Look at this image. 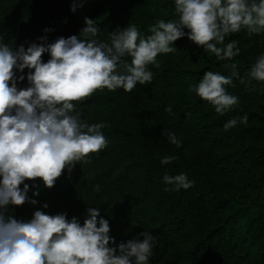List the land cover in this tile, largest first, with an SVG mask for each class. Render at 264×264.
Masks as SVG:
<instances>
[{"label": "trees", "instance_id": "trees-1", "mask_svg": "<svg viewBox=\"0 0 264 264\" xmlns=\"http://www.w3.org/2000/svg\"><path fill=\"white\" fill-rule=\"evenodd\" d=\"M74 2L82 6L72 12ZM85 17L95 20L97 39L108 42L110 33L129 24L149 35L150 26L178 14L173 0H0V35L10 47L27 48L45 36L48 42L79 36ZM232 40L240 55L218 61L185 35L174 42L176 52L158 54L157 63L148 65L151 83L131 92L98 89L74 102L81 120L105 124L107 146L89 154L90 162L65 169L51 189L38 178L25 181L28 197L37 203L9 205L6 215L29 220L41 210L66 213L83 224L87 208L97 207L109 222L110 246L117 253L121 243L142 241L149 232L150 264H264V82L248 76L264 54V33L241 30L225 44ZM232 63L239 77L225 88L238 104L220 115L190 88L206 71L230 75L223 65ZM27 72L18 88L28 86ZM169 105L171 114L165 111ZM244 116L247 121L240 122ZM232 118L237 124L225 129ZM163 130L174 133L181 146L169 143ZM166 156L176 159L161 165ZM166 173H185L194 185L173 191L163 182ZM34 184L40 193L35 197Z\"/></svg>", "mask_w": 264, "mask_h": 264}, {"label": "clouds", "instance_id": "clouds-1", "mask_svg": "<svg viewBox=\"0 0 264 264\" xmlns=\"http://www.w3.org/2000/svg\"><path fill=\"white\" fill-rule=\"evenodd\" d=\"M173 2L178 19L159 20L149 27V35L129 24L110 33L108 42L100 41L95 20L87 17L79 36L54 42L45 36L27 48L10 47L0 35V264H150L151 234L142 233V241L121 243L117 253L110 246L114 240L109 236V222L97 207L87 208L83 224L77 217L68 219L66 213L50 215L36 210L31 219L18 220L6 211L9 205L37 203L28 197L25 181L38 178L51 189L65 169L71 172L78 163L90 162L89 154L107 146L101 131L105 124L81 120L74 102L98 89L131 92L137 84L151 83L153 73L148 65L157 63L158 54L176 52L174 42L185 35L216 60L231 61L241 49L236 40L225 44L226 37L241 30L249 35L264 33V0ZM81 6L74 2L70 10L75 12ZM43 54L49 56L47 62L42 60ZM223 67L231 68L230 75L206 71L190 88L220 115L238 104V97L225 88L239 77L237 64ZM25 69L28 86L18 88V81L25 80ZM17 73L21 75L17 77ZM248 76L264 82V54L255 59ZM165 111L171 114V105ZM246 121L247 116L240 118V122ZM237 122L232 118L224 127L232 128ZM161 134L169 143L181 146L174 133L163 130ZM175 159L166 156L160 163L168 165ZM162 179L173 191L194 185L185 173H166ZM39 194L37 187L33 196Z\"/></svg>", "mask_w": 264, "mask_h": 264}]
</instances>
